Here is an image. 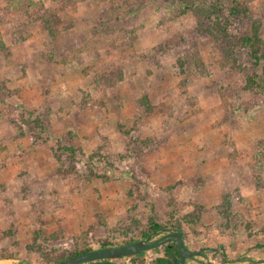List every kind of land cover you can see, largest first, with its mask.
I'll return each mask as SVG.
<instances>
[{
  "label": "rangeland",
  "instance_id": "rangeland-1",
  "mask_svg": "<svg viewBox=\"0 0 264 264\" xmlns=\"http://www.w3.org/2000/svg\"><path fill=\"white\" fill-rule=\"evenodd\" d=\"M31 1L0 0V262L181 225L207 257L188 264H264V87L211 31L257 26L264 49V0Z\"/></svg>",
  "mask_w": 264,
  "mask_h": 264
},
{
  "label": "trees",
  "instance_id": "trees-1",
  "mask_svg": "<svg viewBox=\"0 0 264 264\" xmlns=\"http://www.w3.org/2000/svg\"><path fill=\"white\" fill-rule=\"evenodd\" d=\"M233 3L235 4V6H232L229 11L230 13L237 14L240 11L238 9L240 8L239 2L237 0H233ZM30 4H33V3L31 0H28L27 6H30ZM191 4L194 5V2H191ZM191 4H185V7L187 6L191 7ZM243 12L246 13L245 7L243 8ZM43 19H44L45 25L48 28H51L48 16H44V18L42 16V20ZM228 24L229 22L227 19H225L223 22L221 21L215 22L214 28L211 31L220 34L224 38H231L240 47L247 48L248 55L253 65L257 69L256 72L252 73L251 75L247 77V87L248 88H258V89L263 88L264 87V49L262 47V41H261V37L259 35L257 26L252 25L250 31L246 33H239V32L230 33ZM50 33L52 34L53 32H50ZM62 150L63 152H66L71 156L75 154V149H73L72 146H63ZM148 222H149L148 223L149 225L147 229L142 233L143 236H148L151 233L160 232L163 229V225L153 221L151 217ZM176 229L182 231L183 234L185 233V230L181 225H178ZM130 242H132V240L126 241L123 244L130 243ZM106 246H112V244L107 243V242H103L101 244V247H106ZM89 250H92V248H77L75 251L70 252L66 256H61L59 258L54 259L53 262L67 259L69 257L75 256L77 254H80V253H83ZM200 250H201L202 256L206 255L204 252V249H200ZM210 250H213V249H210ZM143 255H144V252L133 255V256H127V257L130 259H134V258L141 257ZM222 262L226 263V262H229V260L223 255ZM151 263L152 264H180L177 245L175 243L166 244L163 247V251L161 255L156 256L152 260Z\"/></svg>",
  "mask_w": 264,
  "mask_h": 264
},
{
  "label": "water",
  "instance_id": "water-1",
  "mask_svg": "<svg viewBox=\"0 0 264 264\" xmlns=\"http://www.w3.org/2000/svg\"><path fill=\"white\" fill-rule=\"evenodd\" d=\"M169 243L177 245L180 264H187L188 259L202 256L200 250H192L186 245L182 231L169 230L155 239L136 240L118 246L100 247L50 264H112L113 259L133 256ZM203 257L207 258L206 255ZM204 263L213 264L211 262Z\"/></svg>",
  "mask_w": 264,
  "mask_h": 264
},
{
  "label": "crops",
  "instance_id": "crops-1",
  "mask_svg": "<svg viewBox=\"0 0 264 264\" xmlns=\"http://www.w3.org/2000/svg\"><path fill=\"white\" fill-rule=\"evenodd\" d=\"M183 236H184V234H183ZM184 238V237H183ZM223 247H220L219 249L220 250H223L222 249ZM222 253H223V255L226 257V254H227V250L225 249V251H222ZM245 256V255H244ZM228 257V256H227ZM247 259L246 260H252L253 261V259H256V260H258V259H262L263 257H261V258H259V257H253V258H249V257H246ZM232 258H230V260H229V262H227V263H231V262H233L232 260H231ZM187 264H188V260H187Z\"/></svg>",
  "mask_w": 264,
  "mask_h": 264
},
{
  "label": "bare ground",
  "instance_id": "bare-ground-1",
  "mask_svg": "<svg viewBox=\"0 0 264 264\" xmlns=\"http://www.w3.org/2000/svg\"><path fill=\"white\" fill-rule=\"evenodd\" d=\"M8 261V260H7ZM0 264H11V263H8V262H6V261H2V262H0Z\"/></svg>",
  "mask_w": 264,
  "mask_h": 264
}]
</instances>
